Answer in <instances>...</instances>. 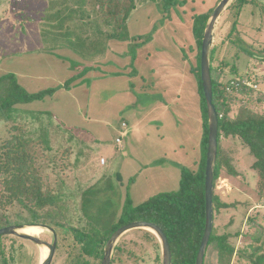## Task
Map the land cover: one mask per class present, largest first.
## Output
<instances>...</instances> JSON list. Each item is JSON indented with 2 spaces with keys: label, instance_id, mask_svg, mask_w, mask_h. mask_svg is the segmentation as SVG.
Wrapping results in <instances>:
<instances>
[{
  "label": "rangeland",
  "instance_id": "obj_1",
  "mask_svg": "<svg viewBox=\"0 0 264 264\" xmlns=\"http://www.w3.org/2000/svg\"><path fill=\"white\" fill-rule=\"evenodd\" d=\"M131 1L0 0V75L14 73L20 85L31 93L56 89L55 93L42 99L17 104L13 112H9L10 119H0V142L15 133L29 140L27 148L40 166L44 188L56 193L62 212L59 221L82 231L92 228V220L82 205L85 190L103 189L97 198L104 215H98L94 206L88 212L99 222L103 219L110 224L116 222L125 206L135 207L152 196L177 190L180 181L174 183L171 180L186 152L189 153L185 155L189 168H196L199 160L195 151L201 149L203 127L201 96L193 70L199 51L192 26L195 14L208 12L221 0H185V3L179 0L174 5H170L169 0H134L136 9L130 12L124 25L123 16ZM231 4L215 27V77L226 83L244 76L242 83L255 87L257 84L262 92V1L249 0L237 18ZM235 20L236 29L230 34ZM100 31L121 37L122 41L128 39L132 51L139 53L138 48H141L143 54L154 53L150 59L155 54L159 58L160 64L156 61L158 69L151 66L137 74V79H142L141 84L134 87L132 83L133 90L127 98H117L120 94L117 91H122L127 77L120 81L110 78L100 81L98 74L95 81L89 73L87 62L90 60L85 58L96 55H91L92 50L84 46L85 40L86 37L91 39L94 33L100 35ZM238 37L241 40H236ZM39 45L48 49L24 52ZM74 52L81 57L75 56ZM37 58L38 61L30 60ZM110 59L116 60L113 55ZM96 60L91 61L92 67H98L94 70L99 71L102 66ZM170 63L176 68L178 78H183L182 85L169 77ZM162 73H166L169 83L166 93L163 92ZM109 82L114 85L111 89ZM234 87L236 91L231 93L233 88L228 87V93L237 94L238 85ZM69 88L71 91L66 92ZM177 89L179 92L173 95ZM257 97L258 92H254L253 100ZM125 101L133 107H128ZM244 105H247L245 100L233 104L232 114ZM258 107L264 110V103L254 101L252 108ZM123 123L126 125L122 126ZM117 138H121V143L118 144ZM222 141V153L228 156L230 165L232 162L235 174L224 169L216 182L215 193L220 201L236 205V212L232 208L220 209L215 228L220 234L257 235L259 230L251 218L259 209H264L258 206L264 205V201L258 197V177L250 168L251 156L235 140ZM102 158L107 160L105 165L100 162ZM167 178L169 181L165 180ZM0 215L13 222L18 217L30 216L21 205L0 208ZM57 229H54L57 245L60 243L61 247L56 249L52 264H65L67 252L72 250L67 245L72 242L77 248L80 244L74 242L73 234L66 229ZM40 231V238L53 241L51 230L41 228ZM241 234L230 239L236 253L248 243ZM120 243L126 246L125 252L122 261L115 264H163L161 245L157 249L139 229L123 234L117 245ZM45 248L14 235H1L0 264L4 263L3 256L8 264H39L46 254ZM236 253L229 264H249L245 260L239 261ZM158 254L160 259H157ZM206 264H226L219 259L213 245L207 251Z\"/></svg>",
  "mask_w": 264,
  "mask_h": 264
},
{
  "label": "trees",
  "instance_id": "obj_2",
  "mask_svg": "<svg viewBox=\"0 0 264 264\" xmlns=\"http://www.w3.org/2000/svg\"><path fill=\"white\" fill-rule=\"evenodd\" d=\"M84 1L79 0V2ZM261 1V10L264 12V0ZM178 2L179 0H169L170 5L178 4ZM180 2L185 3L186 1L181 0ZM248 3L249 0L233 1L231 6L235 10L234 15L236 18ZM133 9H136L134 0L131 1L123 16L124 25L127 23L130 12ZM213 10L214 8L206 13L195 14L193 19L192 33L196 39L199 51L197 54V65L193 67V70L198 80V91L201 96L200 110L203 133L201 156L197 161V167L194 169L188 166L181 167L179 188L175 191L152 196L135 207L125 206L120 217L116 218V222L110 224L103 222V219L102 222H99L94 215L90 216L88 211L92 206L98 209L96 212L98 215L104 214L101 210L102 204L98 203L97 198V195L103 189L100 187L89 188L82 194V205L84 212L92 220V228L90 231H82L59 221L62 217V212L58 208L56 193L51 189L44 188V178L40 171V166L35 159V155L27 148L29 140H25L21 135L15 133L0 142V208L7 209L12 205H21L28 211L30 216L18 217V220L16 219L17 221L13 222L7 216L3 218L0 215V227L23 222L46 225L56 230H58V227L64 228L68 233L73 234L74 242L81 245L77 248L72 242L67 245L72 250L66 249L68 252L65 264H101L105 244L116 229L132 221H150L159 225L166 233L172 252V264H196L197 253L206 223L205 168L209 134L207 103L201 80V46L204 31ZM235 29L236 20L233 23L230 34ZM236 40H241V38L238 37ZM232 41L236 42L235 40ZM246 50L253 54L248 49ZM215 51L216 48L213 46L210 59L213 103L218 114L219 132L218 156L214 178V225L207 251L213 245L217 250L219 259L229 264L236 253L235 245L230 239L233 236L239 237L241 233L237 232L235 235L230 233L220 234L215 228L217 212L220 209L235 206L220 201L219 195L215 193L216 182L224 169H227L229 174H235L232 162L230 165L228 156L222 153V140L233 139L248 150L252 159L250 168L258 177V197L264 201V110L260 107L255 110L252 108L254 101L264 103V91L261 92L257 88L256 83V87L254 84L242 83L241 79L245 78L243 75V77H240L241 79L236 77L233 79L234 81L230 79L226 83L220 82L214 74L217 70L214 64ZM233 69L235 72V67ZM247 78L251 80L250 76H247ZM235 84L238 85V93L231 94L236 91ZM228 87L233 88L231 93H228ZM55 90L54 88H48L31 93L20 85L14 73L9 72L0 75V119H10L9 112H13L17 104L42 99L46 95L52 94ZM254 92H258L259 97L256 100H253ZM244 100L247 105L239 108L237 113L233 115V104L236 102L242 103ZM258 206L264 207V205ZM86 207L88 208L86 209ZM262 212H264V209H259L257 214L251 218L259 233L252 236L241 234L244 240H248V243L237 250L236 254L239 261L245 260L249 264H264V214ZM139 230L144 232L147 240L151 241L157 249H160L159 240L153 232L146 229ZM57 246V249H60V243ZM125 247L124 243L116 246L111 264H115L116 261H122ZM127 253L129 254V251ZM159 257L160 255L158 254L157 259H160ZM2 259L4 260L3 264H8L6 257L4 258L3 256ZM204 264H206V255Z\"/></svg>",
  "mask_w": 264,
  "mask_h": 264
},
{
  "label": "water",
  "instance_id": "obj_3",
  "mask_svg": "<svg viewBox=\"0 0 264 264\" xmlns=\"http://www.w3.org/2000/svg\"><path fill=\"white\" fill-rule=\"evenodd\" d=\"M232 1L233 0H221L218 5L214 8L207 22L201 46V80L203 92L207 103L209 134L205 168L206 223L204 234L197 253L196 264H204V258L207 253V248L214 225L213 197L215 169L218 156L219 121L216 107L213 103V83L211 75L210 58L214 43L216 24L221 14L232 3ZM28 226H40L51 230L54 234L53 241L49 242L40 238L39 236L25 233L24 231H22ZM133 229H146L153 232L160 241L163 264H172V252L166 233L156 223L144 220H137L124 224L112 233V235L105 244L104 255L101 264H111L113 253L118 240L123 234ZM1 235H14L22 239L30 240L36 243L37 245L47 247L48 253L39 264H52L56 253L58 241L57 234L53 228L40 224H11L0 227V236Z\"/></svg>",
  "mask_w": 264,
  "mask_h": 264
},
{
  "label": "crops",
  "instance_id": "obj_4",
  "mask_svg": "<svg viewBox=\"0 0 264 264\" xmlns=\"http://www.w3.org/2000/svg\"><path fill=\"white\" fill-rule=\"evenodd\" d=\"M102 35H104V36H102ZM133 37H132V39H133ZM127 40L128 39H125V40L122 41L121 37L116 38L113 35L110 36L109 33H105L104 31H100V35H99V33L98 34L94 33V35H93V37L91 39L89 37H86V40H85L86 42H85V45H84L85 47H87V49L92 50V54L91 55H96V56H91L89 58H85V59H89L90 60L89 62H87L88 63L87 66L90 68L89 69L90 70L89 73L94 77L95 81H96L95 75H98V74L100 75V77L97 78V80H100V81L101 80L102 81H104V80L106 81L109 78L120 81V79L124 78V80H125V78L127 77V81H126L127 84H124V86H122L123 87L122 91H121V89H119V91H117V93L121 94V95L119 94L117 96L118 100L129 97V94L133 90L132 83H133L134 87L135 86L137 87V85L140 86V84H141L140 82H141L142 79L141 80L137 79V77H139V75H137V74L144 73L147 68L151 69V66H154V67H156V69H158L157 65H156V61L160 64L159 58L156 57V54H155L153 59H150V58L153 57V54H154V53L152 54V52H148L146 54L145 53L143 54V53H141V50H140L141 48H138L139 49V53L137 51L135 52V50L134 51H132V49L130 50L129 49V46H130L129 42L130 41H127ZM22 41H24V38H23ZM47 49L48 48H46L44 46L41 47L39 45L36 48L30 49V50H24V52L25 51L43 52L44 50H47ZM74 54H75V56L81 57L76 52H74ZM110 55H113L116 58V60L110 59ZM163 56L164 55H162V57ZM81 59H84V58L82 57ZM30 60L38 61L39 58L30 59ZM92 60H96V62H100L101 63V66H102L101 70H99V71L98 70H94V69H96L98 67H96V68L92 67V62H91ZM182 60H183V58H182ZM164 61H165V63L168 62L166 57L164 58ZM152 64H154V65H152ZM109 65H110V67H109ZM114 65H118V67L115 66V68H114ZM169 66H170L169 72H168L169 77H172L176 82H178L180 85H182L183 84V78H182V80L178 78V76L176 75L177 74V72L175 70L176 68L173 66V64L170 63ZM162 68H164V67H162ZM161 69L159 71H161ZM151 71H154V70L152 69ZM110 73H112V74H110ZM134 74H136V75H134ZM79 76H81V75L79 74ZM180 76H182V73H180ZM162 77L164 79L163 92L166 93V88L169 86V83L166 81L167 80L166 73H162ZM186 80H187V75H186ZM144 83H145V80H144ZM108 85L110 86L109 87L110 89L112 87H114V85H112V83H110ZM71 89L72 88L65 89V91L66 92H70ZM114 89H116V88H114ZM139 89L141 90V88H139ZM58 91L59 90H57L56 92H58ZM178 92H179V90L177 89L176 92L173 95H175ZM86 96H87V94H86ZM71 97H74V96L71 95ZM132 97H134V95H132ZM178 99L179 98L176 95L175 100L177 101ZM128 101H125L124 103L128 107H133L131 105V103L128 102ZM130 101H133V100L130 99ZM128 110L130 111V108H128ZM134 117H135V115H134ZM135 119H137V118L135 117ZM124 124L125 123H123L122 126H124ZM196 149L197 150L195 151V156H199V159H200L201 149L200 148H196ZM188 154H189L188 152H186L184 154V156H183L184 160H181L182 162H180V164H178L177 167H176L177 171H176V173L174 172L175 173V178L174 179L172 178V180H171L174 183H175V181L176 182L180 181V178H181V167L182 166H188V167L190 166V164H188V162H187V159H185L186 158L185 155L188 156ZM100 162H101V164L105 165L107 160H105L104 162H102V160H101ZM194 162L196 163V160H194ZM165 180L169 181L168 178L165 179ZM235 206H231L229 208H225V210H227V209L230 210L232 208L231 210H233V212H236L235 211ZM231 214H235V213L231 212Z\"/></svg>",
  "mask_w": 264,
  "mask_h": 264
},
{
  "label": "bare ground",
  "instance_id": "obj_5",
  "mask_svg": "<svg viewBox=\"0 0 264 264\" xmlns=\"http://www.w3.org/2000/svg\"><path fill=\"white\" fill-rule=\"evenodd\" d=\"M44 229L43 227H40V226H28L26 227L25 229H23L22 231H24L25 233H29V234H32V235H36V236H39L40 235V229ZM46 249V254L45 256L43 257V259L46 257L47 255V248ZM42 261V260H41Z\"/></svg>",
  "mask_w": 264,
  "mask_h": 264
},
{
  "label": "built area",
  "instance_id": "obj_6",
  "mask_svg": "<svg viewBox=\"0 0 264 264\" xmlns=\"http://www.w3.org/2000/svg\"><path fill=\"white\" fill-rule=\"evenodd\" d=\"M124 126H125V124H124ZM117 142L120 143V142H121V138H118V139H117ZM101 160H102V162L105 161L103 158H102Z\"/></svg>",
  "mask_w": 264,
  "mask_h": 264
}]
</instances>
